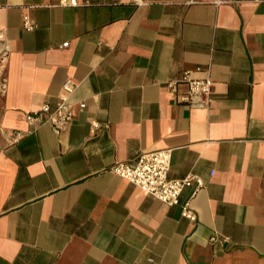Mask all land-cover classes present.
<instances>
[{
  "label": "crops",
  "instance_id": "0c3cea01",
  "mask_svg": "<svg viewBox=\"0 0 264 264\" xmlns=\"http://www.w3.org/2000/svg\"><path fill=\"white\" fill-rule=\"evenodd\" d=\"M78 1L0 0V264H264V0ZM67 80L69 124H29ZM163 148L204 181L173 206L109 169Z\"/></svg>",
  "mask_w": 264,
  "mask_h": 264
},
{
  "label": "built area",
  "instance_id": "2783aa9c",
  "mask_svg": "<svg viewBox=\"0 0 264 264\" xmlns=\"http://www.w3.org/2000/svg\"><path fill=\"white\" fill-rule=\"evenodd\" d=\"M88 3V2H87ZM61 5L78 6V0H60ZM23 25L26 30H34L37 26L36 21L28 14L23 15ZM4 39V34H0ZM69 42L62 44V47L68 46ZM10 56V48L6 47L0 53V96L6 94L8 90V78L5 74V66ZM183 80L189 85L188 92L182 97V101L192 102L195 99L200 100L202 104L208 105L211 101L212 79L193 78L189 72L183 76ZM176 80L168 83L173 90L176 89ZM77 84L72 80H67L63 85L64 93L53 104L44 102L38 109L28 111L25 114L26 121L31 125H51L56 133H60L73 119L76 104L71 100L72 93ZM86 102H79L77 107L84 110ZM100 124L93 121L92 128L96 130ZM17 137L20 133H17ZM173 148H163L152 151L141 152L133 161H117L109 169L116 175L134 183L144 191L152 194L162 202L168 205H177L181 203V194L187 186L196 184L197 188L204 186V181L196 174L190 173L184 178H170L169 173L172 164ZM183 216L195 220L196 213L187 200L182 204ZM216 240V236L212 237Z\"/></svg>",
  "mask_w": 264,
  "mask_h": 264
}]
</instances>
